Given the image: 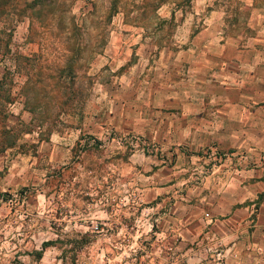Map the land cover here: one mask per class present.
<instances>
[{
	"label": "rangeland",
	"instance_id": "obj_1",
	"mask_svg": "<svg viewBox=\"0 0 264 264\" xmlns=\"http://www.w3.org/2000/svg\"><path fill=\"white\" fill-rule=\"evenodd\" d=\"M115 3L116 11L108 15L110 0H50L36 11L34 26L26 17L12 24L7 49L0 52V75L5 71L3 86L12 98L5 102L0 94V125L12 124L17 137L0 148V175L11 177L9 187L0 191V264H121L136 259L140 264H212L207 259L213 251L207 247L200 258L181 259L175 223L161 232L160 223L149 225L140 214L135 227L119 230L113 225V210L129 215L132 193L141 186L129 170L131 145L112 140L110 132H128L114 128L120 122L114 112L117 101L131 93L130 85L119 86L120 78L133 71L140 73L136 83L145 84L154 66L172 64L179 45L192 41L200 25L198 13L221 10L241 25L240 0ZM18 8L1 11L0 26ZM67 62L75 68L78 93L84 95L81 116L75 101L61 104L52 97L50 103L29 104L28 109L19 92L26 74L36 79L33 93L62 90L61 96L67 95L70 91L51 88L58 78L69 86L70 76L59 71ZM36 115L47 117L37 124ZM49 139L61 146L37 160L38 141ZM90 220H101L102 228L90 226ZM124 232L145 237V250L137 242H121ZM160 238L173 242L169 255ZM45 240L50 242L36 256L34 250Z\"/></svg>",
	"mask_w": 264,
	"mask_h": 264
},
{
	"label": "crops",
	"instance_id": "obj_2",
	"mask_svg": "<svg viewBox=\"0 0 264 264\" xmlns=\"http://www.w3.org/2000/svg\"><path fill=\"white\" fill-rule=\"evenodd\" d=\"M240 4L241 25L221 10L198 13L192 41L172 64L154 66L145 84L133 71L119 80L131 93L117 101L114 128L158 146L147 153L131 145L129 170L142 199L160 207V231L178 227L182 260L213 244L212 264H264V0ZM59 146L38 141L36 159ZM10 179L1 173L0 191Z\"/></svg>",
	"mask_w": 264,
	"mask_h": 264
},
{
	"label": "trees",
	"instance_id": "obj_3",
	"mask_svg": "<svg viewBox=\"0 0 264 264\" xmlns=\"http://www.w3.org/2000/svg\"><path fill=\"white\" fill-rule=\"evenodd\" d=\"M49 2L50 0H0V12L6 10L8 11L10 10V7L13 9L19 7L17 9L19 10L18 14L16 16H9L5 20L4 24L0 26V52L2 51V48L7 49V45L11 36L10 34H11L13 22L16 20H20L21 17H26L29 21V26L30 25L32 26V24L34 26V21L36 19V11ZM115 4H116L115 0H110L108 13H107L108 15H111L116 11ZM73 26H75V24ZM75 47H76L75 49H78L77 46ZM21 57L27 61L31 59V56L22 55ZM59 71L60 72L65 71V74H68L70 76L69 86L66 85V82L64 80L58 78L52 83L51 88L54 91L56 89H62V88L65 89L67 92L70 91L67 95L65 94L66 96L65 95L61 96L62 90L60 92L52 93L51 95L47 93H43V94L33 93V87L35 85L36 79L34 78L32 79L31 75L27 73L22 83L19 86V92L24 97L23 103L25 106L27 105L28 109H32V106H28L29 104L36 107L39 106L41 103H50L48 102L50 100L49 97L57 99L56 100L57 103H61V104H67V102L69 103L71 102L73 104L75 101L77 103V106H79L78 115L80 117L82 113L81 108L83 105L84 95L78 93L77 85L74 83V80L72 79V77L75 74V68L72 66L71 62H67L65 65L59 68ZM4 77H5V71L2 72L0 75V91H1L0 94L4 95L3 98L5 99V102H10L12 96L9 94L8 88L3 86ZM44 97L47 98L44 101L41 100ZM45 116L46 115H36L35 121L37 122V124L42 123ZM22 131L26 132L27 129H22ZM0 132H1L0 148H3L5 146H10L15 142L17 136L16 134H14L12 130V124L2 123L0 125ZM49 242L50 240L42 241L41 247L38 250H34V254L38 256L41 252L40 250Z\"/></svg>",
	"mask_w": 264,
	"mask_h": 264
},
{
	"label": "built area",
	"instance_id": "obj_4",
	"mask_svg": "<svg viewBox=\"0 0 264 264\" xmlns=\"http://www.w3.org/2000/svg\"><path fill=\"white\" fill-rule=\"evenodd\" d=\"M110 138L112 140H115L118 143H125L128 142L130 145L135 144L136 146H139L143 151L147 152V153H153L156 150H158V146L155 143H150L147 142L146 140H144L142 138V136L138 133L135 132H122V133H115L114 131L110 132ZM235 154L237 156H240L241 158H245L247 159V155L245 152L243 151H236L235 153L231 151V153H229V155ZM213 155L218 156L219 153L216 150V148L213 149ZM132 198L135 200L134 202H132L131 204V208H130V214H122L121 210H113V213H116V217L113 221V225L114 226H118L119 230H121V228H127V227H132V226H137L138 222L141 221L140 219V214H143L146 216V218L144 219V221L147 222V224H157V220L155 219L156 214L158 213V211L160 210V207L158 206L157 209L153 210V207L151 206V204L149 203H145L143 204L142 201L144 199H142V197L140 196V192L138 191V189L136 188L135 191L132 193ZM4 199L2 195H0V200ZM109 212H111V209L109 210ZM154 214V216H151V214ZM144 218V217H143ZM90 226L94 227V228H102L103 222L101 220L95 221V220H90ZM137 239V241H136ZM145 237H141L136 235L134 236L132 233H128V232H124L120 235L119 240L123 243H130L132 244L133 242L138 245V247L141 250H145L146 245H145ZM161 240V244L162 247L165 249V252L167 255H169L170 253V249H172L174 247L173 242L172 241H168V240H162L163 238H160ZM207 249H210L211 251H213V253L218 254L219 250L216 249V245H209L206 246ZM121 264H140L139 260L136 259V261L133 262H126V261H122ZM202 264V263H199Z\"/></svg>",
	"mask_w": 264,
	"mask_h": 264
}]
</instances>
